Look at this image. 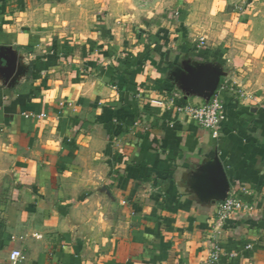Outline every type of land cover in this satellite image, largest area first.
I'll use <instances>...</instances> for the list:
<instances>
[{
	"label": "crops",
	"instance_id": "0c3cea01",
	"mask_svg": "<svg viewBox=\"0 0 264 264\" xmlns=\"http://www.w3.org/2000/svg\"><path fill=\"white\" fill-rule=\"evenodd\" d=\"M144 2L0 0V264H264V0Z\"/></svg>",
	"mask_w": 264,
	"mask_h": 264
},
{
	"label": "built area",
	"instance_id": "2783aa9c",
	"mask_svg": "<svg viewBox=\"0 0 264 264\" xmlns=\"http://www.w3.org/2000/svg\"><path fill=\"white\" fill-rule=\"evenodd\" d=\"M200 44H203V39H200ZM227 83H220L216 92L211 96L208 103L200 106H191L180 104L177 102L174 106L176 112H184L190 118H192L196 124L207 131H210L213 135L217 134L219 124L223 119V103L220 99V93L228 89ZM232 89L230 88L229 91ZM234 91V90H232ZM249 210V207L242 201V199L236 195H230L217 205L215 219L211 223V238L209 240L210 246L213 249L211 259L216 261L221 254V247L217 244V237L219 236L221 229L225 225V222L229 217L239 211ZM20 258V252L13 250L9 255L10 264H16Z\"/></svg>",
	"mask_w": 264,
	"mask_h": 264
},
{
	"label": "rangeland",
	"instance_id": "374dc122",
	"mask_svg": "<svg viewBox=\"0 0 264 264\" xmlns=\"http://www.w3.org/2000/svg\"><path fill=\"white\" fill-rule=\"evenodd\" d=\"M132 2H139L141 3L142 5H145V2L144 0H131ZM147 2V5H150V4H154L155 5V2L156 0H145ZM155 1V2H153ZM169 1V0H167ZM161 5V4H160ZM172 5V4H171ZM167 5L165 6L166 8L169 7V9H165L166 11H164V18L168 21H172V22H175L177 21L179 18V15H181V12L184 13V9H182V2H179V5L176 6V9H175V6L174 5ZM171 9V10H170ZM174 9V10H173ZM172 12V13H171ZM201 20L203 19V16H200ZM203 39V38H201ZM200 41V39H199ZM199 41L197 40V43H199ZM203 42H204V39H203ZM264 73V72H263ZM220 83V82H219ZM219 85V84H218ZM228 86H230V88L232 90L235 91V89H237V84L236 83H228ZM210 100V98L207 100L206 103H208ZM161 102L165 105L166 108H171L174 110V106L176 104H178L177 102H180V104H184L182 106H185V105H191V106H200V105H204L206 103H202V104H196V105H193V104H189L187 102V100L184 98V96H181L178 94V92H170L169 93V96L168 97H164L163 99H161ZM181 113H184V112H181Z\"/></svg>",
	"mask_w": 264,
	"mask_h": 264
},
{
	"label": "water",
	"instance_id": "95a60500",
	"mask_svg": "<svg viewBox=\"0 0 264 264\" xmlns=\"http://www.w3.org/2000/svg\"><path fill=\"white\" fill-rule=\"evenodd\" d=\"M219 84V77L210 76L207 80H201L198 82L197 86L200 90L206 93L208 98H211Z\"/></svg>",
	"mask_w": 264,
	"mask_h": 264
}]
</instances>
